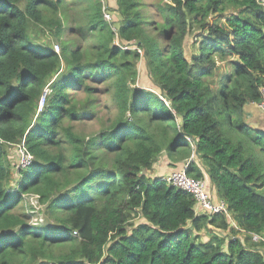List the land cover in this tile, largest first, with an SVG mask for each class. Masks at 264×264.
<instances>
[{
    "label": "trees",
    "instance_id": "1",
    "mask_svg": "<svg viewBox=\"0 0 264 264\" xmlns=\"http://www.w3.org/2000/svg\"><path fill=\"white\" fill-rule=\"evenodd\" d=\"M148 9L116 0L115 27L100 0H0V264H264L218 233L237 234L233 224L264 239V132L244 115L264 86V0ZM190 32L197 49L187 60ZM140 62L155 92L133 87ZM99 104L115 107L107 125L76 132ZM22 141L34 159L10 184L7 150ZM163 154L181 167L150 179ZM200 166L229 221L197 215L192 195L163 180L180 171L202 180ZM28 195L50 224L32 225ZM201 232L212 237L195 243Z\"/></svg>",
    "mask_w": 264,
    "mask_h": 264
},
{
    "label": "rangeland",
    "instance_id": "2",
    "mask_svg": "<svg viewBox=\"0 0 264 264\" xmlns=\"http://www.w3.org/2000/svg\"><path fill=\"white\" fill-rule=\"evenodd\" d=\"M138 1H141V2L145 3L146 5H148L149 6L148 11L150 12L151 10H155V8L157 6L164 4L165 1H168V0H138ZM100 3L107 7V10H108L109 14L111 15L110 19L115 21L114 26L115 27L118 26L120 18L115 11L116 10V0H100ZM34 30L36 31V33H35L36 36L31 37L32 41L35 43H44V40L46 39V38H44V31L43 30L38 31L36 29H34ZM195 35H197V34L190 32L186 35L185 40H184V50H185L184 54H185L187 60H190L191 55L193 53H195V51L197 49L196 45H195V39H194ZM51 46L53 48L54 45H51ZM217 66L219 68L218 74L225 72V71L226 72L229 71V66H228L227 61L222 62V63H217ZM138 71H139L138 78H137V81L133 87H137L138 89H142L145 91L155 92L156 89L152 85L149 77L144 72L141 62L138 65ZM76 98L83 101L85 99V95L79 92L76 95ZM110 107H111V111L105 110V108L103 107V104H99L93 108H90L89 111L93 114L94 120H92L90 122H84V123H75L73 125L74 130L76 132L83 133L86 136L99 131L103 125H107V122L102 124V122L105 121V118H107L109 115H113L115 113V107L112 104L110 105ZM14 149H13V147H9L7 150V153L10 157L9 159L11 160V162H10L11 169L13 170V179L11 180L10 184H13V182L15 181L14 171L16 169V159H15ZM165 169L166 168L163 167L162 165H158L157 169L155 170V174L160 175V176L164 175ZM153 174H154V172H153ZM17 211L25 214V209L23 208L22 205L18 206ZM29 213H30L29 217L31 219L30 222L32 223L33 226H35V227L40 226L41 227V226H46L47 224H50V221L48 222L49 219L45 215V207L42 208L41 212H39V211L34 212V210H33V212L30 211ZM39 214L41 215L42 222L39 219L40 218L38 216ZM44 217H46V218H44ZM45 219H46V221H45ZM35 222H41V223H38L37 225H39V226H36ZM142 223H145V221L142 218H137V219H134V221H133L134 225H138V224H142ZM218 233L222 237H226V235L236 237L237 239H239L241 241L242 245H244L248 250L257 251V252H260L261 254L264 255V244L252 243L250 241V239H247L249 236L248 237L243 236L242 233L233 234V233H230L229 230H227L225 232L220 231ZM212 234H214V232ZM210 237H212L211 234L201 232L200 234H198L195 243L207 242V241H209ZM227 237H226V239H227ZM226 244H227V242H225V244L223 245L224 250L226 249Z\"/></svg>",
    "mask_w": 264,
    "mask_h": 264
},
{
    "label": "built area",
    "instance_id": "3",
    "mask_svg": "<svg viewBox=\"0 0 264 264\" xmlns=\"http://www.w3.org/2000/svg\"><path fill=\"white\" fill-rule=\"evenodd\" d=\"M167 2V1H165ZM102 15L105 21H111L110 14L108 13L107 7L102 5ZM113 31H116L115 28H112ZM125 49V48H124ZM53 50L58 53L59 45L54 44ZM51 92V90L46 87L43 91L42 96L38 101L37 112H41L46 104V96ZM259 93L261 97V103L257 104L258 108L264 111V86L259 87ZM15 148V149H14ZM14 154L16 159L17 170L26 169L29 167L33 161V156L28 152V150L24 146V141L20 144L14 145ZM169 185L172 187L187 192L192 195L193 200L195 202V211L197 215H206L207 217H212L216 214L224 215L229 221V213L227 210V206L224 201L215 199L212 197L211 193L208 192L206 183L203 180H195L193 178L188 177L184 171L180 172H172L166 178H163ZM37 195H28L24 197V200L27 202L28 206H31L34 212H38L42 209V206L37 202ZM33 212V211H31ZM41 220V215H38ZM42 222V220H41ZM41 222H35V225ZM238 233H242L243 231L237 228L235 225L231 224ZM73 235H76L73 232ZM254 243L264 242V239L256 234H248Z\"/></svg>",
    "mask_w": 264,
    "mask_h": 264
},
{
    "label": "crops",
    "instance_id": "4",
    "mask_svg": "<svg viewBox=\"0 0 264 264\" xmlns=\"http://www.w3.org/2000/svg\"><path fill=\"white\" fill-rule=\"evenodd\" d=\"M244 115H245V120L249 126L251 125L255 127L254 125L258 124L260 130L264 132V111L259 109L257 104L250 103V104L245 105ZM193 160H195L196 162H199L196 159H193ZM158 165H162L163 167H165L166 168L165 174H167L169 171L173 169L180 168L182 164L180 163V164H176L175 167H169L168 161L166 160V156L163 154L162 156L159 157L158 161L153 165L151 172H149L148 177L150 179L160 176V175L155 174V170L157 169ZM200 169L202 170V173H203L202 180L206 183L208 192L211 193L212 197L216 198L214 186L212 185L207 174L204 172V169L202 167Z\"/></svg>",
    "mask_w": 264,
    "mask_h": 264
},
{
    "label": "water",
    "instance_id": "5",
    "mask_svg": "<svg viewBox=\"0 0 264 264\" xmlns=\"http://www.w3.org/2000/svg\"><path fill=\"white\" fill-rule=\"evenodd\" d=\"M254 126L255 127H253V126L250 125L249 127H253L254 129L259 130V125L258 124H255Z\"/></svg>",
    "mask_w": 264,
    "mask_h": 264
}]
</instances>
